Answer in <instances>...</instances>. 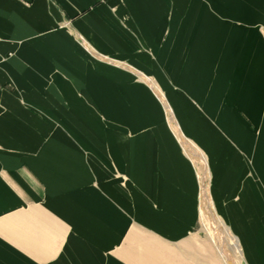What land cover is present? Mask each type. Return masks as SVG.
<instances>
[{"label": "crops", "instance_id": "crops-1", "mask_svg": "<svg viewBox=\"0 0 264 264\" xmlns=\"http://www.w3.org/2000/svg\"><path fill=\"white\" fill-rule=\"evenodd\" d=\"M223 84L254 128L203 121ZM152 87L243 262L264 264V0H0V264H205Z\"/></svg>", "mask_w": 264, "mask_h": 264}, {"label": "rangeland", "instance_id": "rangeland-1", "mask_svg": "<svg viewBox=\"0 0 264 264\" xmlns=\"http://www.w3.org/2000/svg\"><path fill=\"white\" fill-rule=\"evenodd\" d=\"M154 86V85H152ZM220 88V102L217 103V101H209L206 104L212 108H216L214 111L210 112V113H206L205 114V122H208L209 125H213L215 128L216 126L222 129L219 130V133L224 134V130L221 127V125L223 127H227V131H231L233 129L237 130V131H248V128L252 127V125L250 124V122H247L245 120H243L240 115H241V110L237 107L234 106L228 102H224L225 98H226V85H219ZM155 89L158 91V96H159V102H161L160 104L162 105V117H163V124L164 126L167 128V130L170 132L171 136L174 138L173 133H172V128L171 126H169V121L171 120L170 118H172L173 122H174V128H176L180 134L182 133V135L184 136V133L181 129L180 126V121L178 120V117L176 118L173 110L171 109V107L168 105V103L166 101H164V99L162 98V94L161 92L158 90L157 87H152V89ZM208 90V91H207ZM207 90H205L206 92V96L207 98L210 97H215V92L217 90V85L215 86H209L207 88ZM231 90V88L229 89ZM156 96V95H155ZM158 98V97H157ZM163 101V102H162ZM193 106L196 108V110L202 111V108H200L197 104H195V102H192ZM164 106V107H163ZM167 107V108H166ZM204 111H202L203 113ZM240 114V115H239ZM212 116H214V118H212ZM211 118V119H210ZM170 119V120H169ZM254 128V127H252ZM217 129V128H216ZM217 130V131H218ZM256 132V131H255ZM255 134V133H254ZM226 135V134H225ZM188 137H185V139H187ZM225 141L230 140L229 139V134L224 137ZM177 146L179 147V150L182 154V156H184V158H186V160L190 163V165L193 167L194 170V175H195V180H196V184H197V215H198V226H197V230L198 233L200 235V237H202V246H201V251H203V253L205 254L204 259L207 260L210 264H233L234 261H238L239 264H245L242 260V256L240 251L235 254V252L233 251V249H226L227 250V254L226 256L223 255L222 253H220V250L224 251L225 249V245L223 243H221L217 238H215V236L213 235V233L211 231H209V229L207 228V226L204 223L200 222V218H199V168L198 166L191 162L183 153L182 148L180 146V143H178V141H176V139L174 138ZM187 140H189L191 142V144H193V146L197 149V151L199 152L200 156L204 158L206 164H207V159L206 156L204 154V152L194 143L193 139L188 138ZM202 154V155H201ZM207 168H208V164H207ZM208 173H209V169H208ZM200 175V174H199ZM201 184L204 186L205 191H206V196H207V205H209V213L211 215V218L216 222V224H223V228L227 229L226 224L223 222V219L221 218V216H219L213 206L212 203V197H211V176L209 173V176L203 181L201 182ZM222 228V226H221ZM228 230V229H227ZM228 234L230 235V237L232 238L233 242H235L236 240L234 239V237L229 233V231H227ZM235 240V241H234ZM199 246V247H200ZM224 247V248H223ZM238 250H239V246L237 245ZM210 259V260H208ZM238 259V260H237ZM207 261H205V264H207ZM230 262V263H229Z\"/></svg>", "mask_w": 264, "mask_h": 264}, {"label": "bare ground", "instance_id": "bare-ground-1", "mask_svg": "<svg viewBox=\"0 0 264 264\" xmlns=\"http://www.w3.org/2000/svg\"><path fill=\"white\" fill-rule=\"evenodd\" d=\"M172 119V118H170ZM169 125L172 128V131L174 133V135L177 138L178 143H180V146L182 148L183 153L185 154V156H187V158H189L191 160V162H193L195 164V166L197 165L199 168V218H200V222L204 223L207 228L209 229V231H211L213 233V235L215 236V238H217L221 243H223L225 245V249L224 251L220 250V253H222V256L227 254V250L226 249H233V251L235 252V254H237L239 252L238 247H237V242H233L232 238L230 237V235L228 234V230L223 228V224H216V222L211 218V215L209 213V205H207V196H206V191L204 186L201 184V182H203L208 176V168H207V164L204 160L203 157L200 156L199 152L197 151V149L193 146V144H191V142L187 139H183L181 137V135L179 134L178 130L176 128H174V124L172 122V120L169 121ZM202 155V154H201ZM222 226V228H221ZM224 248V247H223ZM238 260V259H237ZM230 263V262H229ZM233 264H239L238 261H234Z\"/></svg>", "mask_w": 264, "mask_h": 264}]
</instances>
